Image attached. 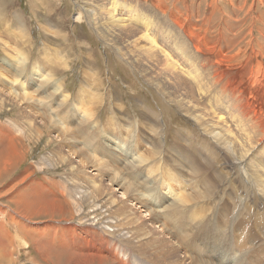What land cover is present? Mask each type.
Returning a JSON list of instances; mask_svg holds the SVG:
<instances>
[{
	"label": "rangeland",
	"instance_id": "obj_1",
	"mask_svg": "<svg viewBox=\"0 0 264 264\" xmlns=\"http://www.w3.org/2000/svg\"><path fill=\"white\" fill-rule=\"evenodd\" d=\"M107 1L0 0V66L4 69L0 72L9 75L0 73V264H57L46 261V251L62 245L59 239L67 229L80 243L77 249L84 251L71 257L66 250L53 248L52 256L60 264H125L128 249L134 264H177L174 259L182 260L184 252L175 248L176 239L167 238L157 223V233L152 234L163 238L164 248L153 247L155 240L162 241L143 235L151 231L149 225L141 227L148 212L123 196L132 184L131 174L150 170L152 164L162 165L166 177L174 174L179 192L197 187L211 196L204 202L198 198L190 202H200L193 208L198 214H210L211 220L201 225L208 230L210 245L218 248L213 252L217 264H264L260 233L242 252L237 251L244 227L248 230L254 223L250 221L260 219L264 226V198L253 192L250 168L238 162L259 161L264 166V154L258 155L264 145V0H125L147 20H128L125 15L119 27L113 26L104 7ZM17 52L27 53V69L48 64V54L63 57L57 60L61 66L55 79L70 91L67 106H73L84 87L83 101L92 108L91 118L78 124L79 115L66 104L50 110L40 96V100L30 97V104L19 102L14 96L21 92L14 90L13 83L17 70L1 65L19 61ZM207 89L222 107L215 116L230 115L227 124L213 122L206 129L189 115L207 111ZM42 115L63 118L64 125ZM112 119L114 124L135 127L138 144L108 134ZM226 128L231 131L226 133ZM235 137L233 158L222 140ZM110 139L115 140L112 147L118 156L126 154L119 149L124 144L125 149L141 153L145 165L131 167L121 181L112 180L109 170L91 171L94 149L111 147L105 145ZM149 149L160 154L152 163L142 153ZM10 154L14 158H8ZM133 154L132 150L127 156ZM120 157L117 164L103 156L106 167H122L126 159ZM208 189H215V195H208ZM25 197L32 202L30 209L13 203ZM139 197L143 201L142 192ZM51 203L49 210L46 206ZM129 230L136 232L134 241ZM44 231L49 236L53 232L55 238L46 239L47 248H42ZM104 232L129 236L121 244L110 245L102 241V237L111 239ZM227 246L237 254L234 261ZM197 248V253L209 252L205 246ZM156 249L158 257L153 253ZM88 252L101 258L95 260Z\"/></svg>",
	"mask_w": 264,
	"mask_h": 264
},
{
	"label": "bare ground",
	"instance_id": "obj_2",
	"mask_svg": "<svg viewBox=\"0 0 264 264\" xmlns=\"http://www.w3.org/2000/svg\"><path fill=\"white\" fill-rule=\"evenodd\" d=\"M116 2H117V5L114 6ZM104 7L107 8L108 12L111 15V20H112L114 27L115 26L119 27V23L122 21L125 15L128 20H130L131 17L136 19V21H139L141 19L140 22L147 20L146 17L143 19L142 18L143 16H141V14L136 13V11L138 10V8H136V5L125 3V0H108ZM147 41H149L150 43L152 42L150 39H147ZM195 52H199V51L195 49ZM17 53L20 55L19 61L15 60L11 64L1 62V65H4L10 69L17 70L13 78L14 87H16L14 88V90H16L17 92H21V95L14 96V97L15 98L19 97V102L21 103L27 100L26 103L28 104L31 103L30 97H32V99L36 98L39 100L43 98L47 100V102H45V105H49L47 109H50V110L53 108H55V110L60 109V107L64 106L65 104H66V107H68L67 102H69V98H70L69 92L70 91L68 92L67 90L62 89L61 83H59L57 79H55V75H56L55 71L59 69L61 66V64L58 63L57 60L61 58L63 59V57L58 56V53H57V56L54 54H48L45 56L46 58L45 61L48 64L46 65L44 64L45 66L44 65L42 66V65H37L38 64L37 63L27 69V67L24 66V61L26 59L27 53L26 52L25 54H22L20 52H17ZM13 58L16 59V55ZM215 61L216 63L220 62L219 59H216ZM62 63L65 64V61L63 60ZM40 64H43V63H40ZM6 67L4 68L6 69ZM0 68L4 70L3 67L0 66ZM0 73H2L5 78H9V75H6L5 72H0ZM86 90L87 89L84 87L80 88L79 89L80 94H78L79 97L75 99L76 102L73 104V106L70 105L71 106L70 108L68 107L72 113L77 115V117L79 115V118H77L78 124L85 123L87 120L91 118L93 114L92 108L88 106L85 101H83V95ZM88 91H92L91 87H89ZM37 96H40L41 98ZM216 98L218 97L215 96V93H213L212 90L207 89L205 91V98H204V103L206 104V107L208 108L207 111H200V112L189 114L198 123H200L202 127L206 129H209L213 122H217V124H220V123L227 124L228 121L226 117H230L229 114H228L229 116L227 115L224 116L222 113H220V115L218 114L219 115L218 117L215 116V111L216 110L221 111V108H222L219 105V99H216ZM193 99H195V97ZM194 101H196V103L199 104V100L197 98ZM224 107H226V105ZM197 108L201 109L199 105H197ZM228 109L230 110V113H233L232 108L231 109L228 108ZM42 117H47L50 120H52V122H56L58 124L64 125L63 118H55V117H50L47 115H42ZM114 121L116 120L112 119L110 122H108V127L106 128L108 134H113L118 137H122L126 140H129V142H132L133 144L135 142L138 144L139 135H138V131L135 130V127L132 126V127L126 128L124 123L121 124V122H118L117 124H114L113 123ZM160 123L163 124V121H161ZM230 131L231 130L227 128L225 129L226 133H229ZM162 140L160 138L161 142ZM114 141L115 140L110 139V140H107V142H105V145H108L111 147H106V148L98 149V150L97 148L94 149L95 152H93V161L91 165V168H92L91 171H95V173H98L99 170H109L112 173V177H111L112 180L121 181L122 179H124L125 175L130 173L131 167H141V166H144L145 164H143V156L141 155V153H136L137 151H135V149L131 147L125 149L124 144L118 143L119 149L121 151H126L125 152L126 154L123 155L124 152H120L118 156L117 149L112 147V144L114 143ZM222 141L226 143L228 149L231 150V154L233 155V158H236L235 155H236L237 150L234 146V144L236 143V137L233 138L232 141H227V139H223ZM161 149H162V144H161ZM132 150L134 151L133 156L132 157L127 156V154H129L130 151ZM101 152L107 161L114 162L117 164L119 163L118 161L121 160V158H123V157H120V155L125 156L124 157L126 159L125 164H123L122 167H117L115 165L106 167V161H104L103 156H101ZM142 153L145 154L146 160L147 159L151 160V161H148L150 163H152L157 158H160L159 157L160 154L156 150L149 149V151L147 152L143 151ZM263 154H264V145L258 151V155L261 156ZM7 157L14 158L11 154L10 156H7ZM128 158H131L130 161H128ZM127 161L129 163H127ZM170 161H172V159H170ZM238 162L241 167L250 168V171L252 172V181H253V186H254L253 192L254 193L255 191L259 192V194L262 195V197L264 198V184L259 183V181L264 180V166L259 161L251 162L248 164L244 161H238ZM162 168L163 166L160 164H152L150 170L145 171L143 169H140V171L138 172L137 171L133 172L131 174L132 184L126 187L125 195H123L125 196V199L129 198L131 200H135L136 202H138V205H139L138 207L140 208V211L148 212L149 216L144 215V214L142 216L143 218L141 219V227H145L146 225H149L151 231H144L143 235L153 236L154 240L159 239L158 235H153L152 233L155 231L157 233V230H156L157 223H160L158 226L159 227L162 226L161 227L162 233L167 234L168 235L167 238L169 237V239L175 238L176 239V241L174 240L175 248L177 247L178 250H180L181 252H184L183 259L185 260V264H217V259H216L217 257L214 256L213 252L215 249H218V248L217 246L210 245V241L208 239V230L203 225H201L202 223L209 222L211 220L209 217L210 214H205L203 216L201 214H198V212L195 209H193V208L198 207V204L200 203L199 201L204 202L206 200H209L211 196L204 195L203 191L197 187L194 190L188 191L186 193L184 191L179 192L180 189L178 187L177 181L175 179H172V176H174V174L170 172L169 174H167L168 176L166 177L165 174H162ZM6 169H8V167L4 166V170ZM124 172H125V175H124ZM150 185H153L155 188L152 189L151 187H149ZM176 187L178 188L177 190H176ZM140 192H142L143 201L139 197ZM214 192H215V189L207 190L208 195H215ZM194 198H198L199 201L197 200L196 202L191 203L190 201ZM165 202H166V205H165L166 208H163ZM13 203L20 204L21 207L25 210L30 209L33 206L32 202L27 197L21 198V201L18 198ZM161 206H162V209H161ZM52 207H53L52 203L46 206V208H48L49 210H52ZM160 210L163 211V215L160 214ZM214 214H215V211H214ZM214 214H213V219H214ZM177 215L181 217V220L178 221ZM250 222L251 223L254 222V223L252 227L248 230H246V227H244V232L242 233L241 242L239 243V246L237 248V251L239 252H242L245 244L250 242V240L253 237H256L258 233H260L261 235H264V226L262 222L260 221V219H253ZM196 227H199L198 228L200 229L199 232L194 231L196 230ZM129 228L131 229V227ZM48 230H51V227H49ZM117 230H120V229L117 228ZM47 231H44L46 233L43 237L42 248L48 247L49 242L46 241V239H50L52 237V233L54 232V230H52L53 232H50V236H49ZM128 232L132 234L130 236V239L134 241V239L136 238V232L132 233V231L130 230ZM126 233L127 232H123V233L119 232L116 236L105 233V235L110 237L111 239L105 240L102 237V241H106L110 245H115L116 242L121 244V241L125 237L129 236V235H125L124 237L123 235ZM188 237H191L190 239L191 243L187 241ZM53 238L54 237H52V239ZM59 240L62 245L60 246L52 245L51 247L47 249L46 261L56 262L57 264H60V260L54 259L52 256V255H55L53 253L54 252L53 248L55 247L58 249L66 250L71 255V257L74 255L82 256V254L79 253L78 251L80 250L81 252H83L84 250L77 249L80 246V243L74 240L70 229H67L65 232L63 231ZM159 240L160 242L161 241L162 242L157 243L155 240L153 247L161 244V246L159 245L160 248L161 247L164 248L163 238L162 240L161 239ZM147 243H148V247H150V243L148 241ZM220 244H222L221 241H220ZM204 246L209 249V252L207 250H206L207 253L205 252L197 253L196 252L197 247L200 249H203ZM133 249L135 253L141 256L135 248ZM157 250L158 249L154 250L153 253L158 257ZM227 251L228 252L230 251V256H229L230 260L234 261L235 259H237L235 258L236 252H234L232 248L230 249V246H227ZM128 252H129V255L127 254V257L125 258V264H134L133 263L134 255L132 251L129 249H128ZM87 255L92 258L94 257L95 260H96V257L98 259L101 258L97 256L96 254H92V252H88ZM254 255L255 253L251 252L250 257H253ZM200 256L203 257V260L199 259ZM183 259L182 260L174 259V262H176L177 264H182Z\"/></svg>",
	"mask_w": 264,
	"mask_h": 264
}]
</instances>
